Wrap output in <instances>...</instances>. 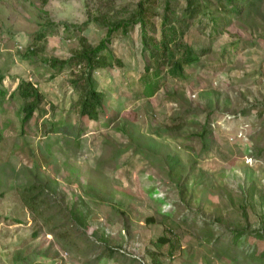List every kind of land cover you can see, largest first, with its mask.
<instances>
[{
	"label": "rangeland",
	"instance_id": "obj_1",
	"mask_svg": "<svg viewBox=\"0 0 264 264\" xmlns=\"http://www.w3.org/2000/svg\"><path fill=\"white\" fill-rule=\"evenodd\" d=\"M138 2L0 0V264H264V0H198L179 25L198 62L149 98L139 27L114 32L122 67L94 73L103 111L82 118L71 73L44 61L96 46ZM21 80L41 97L25 123Z\"/></svg>",
	"mask_w": 264,
	"mask_h": 264
},
{
	"label": "trees",
	"instance_id": "obj_2",
	"mask_svg": "<svg viewBox=\"0 0 264 264\" xmlns=\"http://www.w3.org/2000/svg\"><path fill=\"white\" fill-rule=\"evenodd\" d=\"M46 0H44L45 2ZM185 13L182 18L174 21L175 14H167L170 11L171 0L164 2V14L160 19V32L156 35V28L152 19L155 17L153 12L156 5L155 0H139L136 5L135 12L127 19L117 21L103 20V27L106 28L105 38L102 39L96 46L90 45L85 38H80V48L73 52L67 59H46L44 62L51 68L54 75L61 74L64 70H69L72 77L70 79L71 86L79 92L77 105H79V116L88 120L97 121L98 115L103 111L105 101V93L97 88L94 73L104 71L114 66L122 67V62L115 57L109 49L111 36L114 32L121 31L127 34L130 29L135 26L139 27L141 40V53L145 60L144 71L150 70L154 73V79L151 82L145 83L144 91L146 96H154L160 89L161 76L163 73L172 78H182L185 67L191 66L198 62L200 53L189 46L184 40V30L179 26L186 23V19H191L196 11V3L198 0H185ZM250 0H218L219 4L231 10L233 13H241ZM185 21L182 22V20ZM89 18L87 19V21ZM177 21V23H176ZM181 21V22H180ZM188 23V20H187ZM186 23V25H187ZM87 23H85L86 25ZM81 29V27H79ZM46 33V28L36 33L35 43L43 39ZM37 47H31L29 51L34 52ZM37 51V50H36ZM35 51V52H36ZM147 52L148 59L145 53ZM202 53V52H201ZM1 80V78H0ZM148 88V89H147ZM16 92L19 97L24 100L23 111L25 116L23 122H27L35 108L40 103L41 97L36 87L29 81L21 80L16 87ZM4 92L0 89L1 97ZM244 232H237L231 239L245 240ZM255 238L261 239L262 235L255 232ZM158 246L173 245L170 240L164 236L159 237L155 244ZM112 252H109L111 256ZM264 257L260 256V259Z\"/></svg>",
	"mask_w": 264,
	"mask_h": 264
},
{
	"label": "crops",
	"instance_id": "obj_3",
	"mask_svg": "<svg viewBox=\"0 0 264 264\" xmlns=\"http://www.w3.org/2000/svg\"><path fill=\"white\" fill-rule=\"evenodd\" d=\"M148 177H149V175H148Z\"/></svg>",
	"mask_w": 264,
	"mask_h": 264
}]
</instances>
